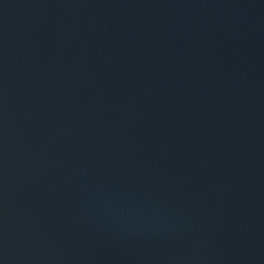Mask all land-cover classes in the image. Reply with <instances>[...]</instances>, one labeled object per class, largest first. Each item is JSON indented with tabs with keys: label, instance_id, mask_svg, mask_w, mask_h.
Masks as SVG:
<instances>
[{
	"label": "water",
	"instance_id": "water-1",
	"mask_svg": "<svg viewBox=\"0 0 264 264\" xmlns=\"http://www.w3.org/2000/svg\"><path fill=\"white\" fill-rule=\"evenodd\" d=\"M0 264H264V0H0Z\"/></svg>",
	"mask_w": 264,
	"mask_h": 264
}]
</instances>
